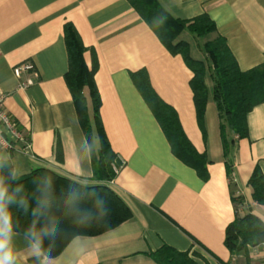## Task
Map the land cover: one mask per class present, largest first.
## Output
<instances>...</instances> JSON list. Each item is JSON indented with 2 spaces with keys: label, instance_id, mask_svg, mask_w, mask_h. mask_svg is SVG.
Wrapping results in <instances>:
<instances>
[{
  "label": "crops",
  "instance_id": "0c3cea01",
  "mask_svg": "<svg viewBox=\"0 0 264 264\" xmlns=\"http://www.w3.org/2000/svg\"><path fill=\"white\" fill-rule=\"evenodd\" d=\"M158 2L174 18L206 13L214 22L215 31L205 37L188 30L178 35L194 59L204 60L203 44L219 36L240 70L263 62L264 0ZM65 24L84 46L104 135L115 157L125 162L108 185L131 217L98 235L70 237L52 257L55 264H157L150 253L163 245L187 251L196 264H264V243L239 252L224 244L226 226L236 217L252 213L264 221V205L254 201L249 185L255 167L264 175V101L248 112L247 135L238 137L218 116L207 72L201 129L189 85L192 71L180 54L162 45L128 0H0V92L22 137L13 148H0V157L22 175L48 168L84 184L97 183L91 152L99 143L95 134L91 142L86 139L65 81ZM23 62L33 68L16 77L12 69ZM140 71L174 108L194 148L206 154L207 179L172 153L134 84ZM83 90L92 119L89 89ZM14 247L17 264H39L24 234L16 232Z\"/></svg>",
  "mask_w": 264,
  "mask_h": 264
},
{
  "label": "trees",
  "instance_id": "16d2710c",
  "mask_svg": "<svg viewBox=\"0 0 264 264\" xmlns=\"http://www.w3.org/2000/svg\"><path fill=\"white\" fill-rule=\"evenodd\" d=\"M128 1L162 45L172 55L180 54L186 66L192 71L193 75L189 85L200 128L203 129V117L208 99L205 76L209 72L213 83L212 97L219 118L238 137L246 136V115L255 105L264 101V60L248 70H240L224 39L219 36L203 44L206 55L204 60L194 59L190 55L188 43L177 40V37L183 30H188L197 37H205L214 32L215 24L206 13L191 20H181L172 17L163 9L158 0ZM65 42L68 53V70L65 74V81L72 96L78 121L86 139L91 142L95 134L99 143L98 148L91 152L97 183L84 184L48 168L34 169L13 183V186L15 183L24 185L25 194L30 198L32 206H35L34 194H39V188L44 184L45 179L51 181L52 205L49 215L56 220L57 232L54 238L44 240V247L51 257L61 252L70 237L98 235L131 217L129 207L108 185L116 176L112 168L115 154L104 135L99 118L100 99L93 80V70L89 69L84 62V46L70 24H65ZM133 81L163 130L172 153L184 164L194 169L201 179H207V156L205 153L198 152L186 137L174 108L162 101L152 90L144 71L135 73ZM84 87L89 89L92 119L87 111ZM222 130H224L223 125ZM228 151L229 147L224 142L225 156L228 155ZM228 176L231 179L229 167ZM249 185L252 188L254 201L264 205V175L257 167L251 174ZM70 187H75L84 194L85 203L82 205L84 208L92 209V200L103 201L102 204L92 209L90 220L82 222L65 214L63 201L69 194ZM93 189L96 190V194L92 199H88ZM12 210L16 225L15 231L24 234L34 219L31 215V208L28 213L15 207ZM260 243H264V221L255 214L249 213L243 217H236L226 226L224 244L231 252L245 251L248 246H256ZM150 256L157 264H196L187 251H177L168 245H163L151 252Z\"/></svg>",
  "mask_w": 264,
  "mask_h": 264
},
{
  "label": "clouds",
  "instance_id": "9594fccd",
  "mask_svg": "<svg viewBox=\"0 0 264 264\" xmlns=\"http://www.w3.org/2000/svg\"><path fill=\"white\" fill-rule=\"evenodd\" d=\"M21 175L19 170L0 157V264H17L14 247L16 225L12 210L14 207L22 209L25 213H28L31 208L34 219L24 232L25 239L39 264H55L49 251L44 247V240L54 238L57 232L56 220L49 215L52 205L51 181L45 179L44 184L39 188V194H34L36 203L32 206L30 198L25 194L24 185L15 183L13 186L14 182L19 181ZM85 187L88 186L85 185ZM95 194L96 190L93 189L88 199H92ZM84 203V194L77 188L70 187L69 194L63 201L65 214L82 222L90 220L92 209L103 201L92 200V209L82 207Z\"/></svg>",
  "mask_w": 264,
  "mask_h": 264
},
{
  "label": "built area",
  "instance_id": "2783aa9c",
  "mask_svg": "<svg viewBox=\"0 0 264 264\" xmlns=\"http://www.w3.org/2000/svg\"><path fill=\"white\" fill-rule=\"evenodd\" d=\"M33 68V65L29 62H23L13 67V74L18 77L22 72H26ZM20 87L27 86L26 83L19 85ZM4 95L0 92V148L9 150L13 148V142L21 140V133L17 129V124L10 114L5 110L3 106ZM28 144H25L24 148H28ZM125 162L120 157H115V162L112 164V168L117 174L124 166Z\"/></svg>",
  "mask_w": 264,
  "mask_h": 264
}]
</instances>
